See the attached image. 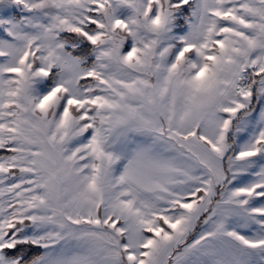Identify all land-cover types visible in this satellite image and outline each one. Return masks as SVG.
I'll return each instance as SVG.
<instances>
[{
    "label": "snow or ice",
    "instance_id": "obj_1",
    "mask_svg": "<svg viewBox=\"0 0 264 264\" xmlns=\"http://www.w3.org/2000/svg\"><path fill=\"white\" fill-rule=\"evenodd\" d=\"M0 264H264V0H0Z\"/></svg>",
    "mask_w": 264,
    "mask_h": 264
}]
</instances>
